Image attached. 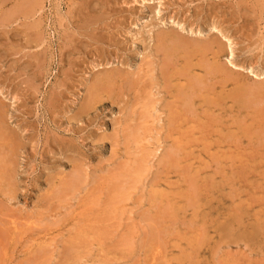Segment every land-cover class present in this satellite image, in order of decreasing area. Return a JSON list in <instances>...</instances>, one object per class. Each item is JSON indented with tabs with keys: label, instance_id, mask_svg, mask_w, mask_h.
<instances>
[{
	"label": "rangeland",
	"instance_id": "rangeland-1",
	"mask_svg": "<svg viewBox=\"0 0 264 264\" xmlns=\"http://www.w3.org/2000/svg\"><path fill=\"white\" fill-rule=\"evenodd\" d=\"M261 80L264 0H0V264H264Z\"/></svg>",
	"mask_w": 264,
	"mask_h": 264
},
{
	"label": "bare ground",
	"instance_id": "bare-ground-1",
	"mask_svg": "<svg viewBox=\"0 0 264 264\" xmlns=\"http://www.w3.org/2000/svg\"><path fill=\"white\" fill-rule=\"evenodd\" d=\"M36 11V10H35ZM182 22H180V27H181V30H184L185 29V25L184 24H181ZM215 26V25H214ZM216 29V28H215ZM221 29V28H220ZM219 29V30H220ZM195 30V29H194ZM223 31V30H222ZM222 31H220L221 33H222ZM170 32V31H169ZM191 33V32H190ZM195 33V32H194ZM225 32H223L222 33V35L224 34ZM162 34V33H161ZM226 34V33H225ZM158 35H160V33L158 34ZM178 36V35H177ZM180 36V35H179ZM224 36H227V34L226 35H224ZM168 37V36H167ZM170 37V36H169ZM180 37H182V36H180ZM174 38V37H173ZM227 38V37H226ZM178 39V37L176 38V40ZM188 39V38H187ZM229 41L231 40L230 38H227ZM175 39H173V41H174ZM176 40L174 41V42H176ZM160 41H161V39H160ZM170 41V40H169ZM168 41V42H169ZM173 41H172V43H173ZM181 41V40H180ZM184 41V40H183ZM176 42V44H175V46L173 45V47H171L172 46V43H171V48H170V50L172 51L173 49H175V51H177L178 49H181V48H186V47H190V49H192L193 51H194V54L196 53V54H201V52L200 51H203V50H206V49H211L212 51H213V49H214V46L212 45V43H208V44H203V45H200L199 43L198 44H195V42H196V40H194L195 42H193L195 45H190V44H187V43H184V42ZM229 41H227V42H229ZM187 42H189V41H187ZM203 42V41H202ZM159 43V42H158ZM166 43V42H165ZM170 44V43H169ZM29 45V44H28ZM162 45H163V43H162ZM37 46V45H36ZM159 47V46H158ZM157 47V48H158ZM162 47H164V45L162 46ZM197 47V49H195ZM167 48V47H166ZM163 49V48H162ZM165 50V49H164ZM208 50H206V51H208ZM175 51H173V52H171L170 53V55H168V57H171L172 58V56L174 57V52ZM166 52V51H165ZM190 52H192L191 50H190ZM189 52V54H191ZM198 52H200V53H198ZM205 52V51H204ZM214 52V51H213ZM209 53V52H208ZM214 55V54H213ZM216 55V54H215ZM220 56V55H219ZM234 56V55H233ZM185 58H187V57H185ZM175 59V58H174ZM199 59V58H198ZM171 61V60H170ZM209 61H210V59H209ZM216 61V60H215ZM178 62V61H177ZM151 63V62H150ZM169 63V62H168ZM173 63V62H172ZM198 63V62H197ZM205 63V62H204ZM207 64V63H206ZM208 65V64H207ZM212 65V64H211ZM203 67V66H202ZM241 67V66H240ZM173 68V67H172ZM210 68L211 69H215V70H219V68H217V67H214V66H210ZM108 69V68H107ZM202 69V68H201ZM209 70V69H208ZM210 71V70H209ZM112 72V71H111ZM119 72V71H118ZM122 73V72H121ZM168 73V72H167ZM208 73V72H207ZM99 74V73H98ZM120 74V73H119ZM136 75V74H135ZM177 75V74H176ZM128 77V76H127ZM126 77V78H127ZM102 78H104V77H102ZM136 78V77H135ZM203 78V77H202ZM206 78V77H205ZM140 79V78H139ZM201 79V78H200ZM102 80V79H101ZM110 80V79H109ZM129 81H131V80H129ZM199 81V80H198ZM201 81V80H200ZM200 81H199V83H200ZM261 81H264V80H261ZM138 82V81H137ZM193 82V81H192ZM95 83V82H94ZM100 83V82H99ZM123 83V82H122ZM129 83V82H128ZM197 83V82H196ZM259 83V82H258ZM263 83V82H262ZM112 84V83H111ZM203 84V83H202ZM261 85H263V84H261ZM192 85H190V88H193V87H191ZM203 86V85H202ZM256 86V85H255ZM94 87H95V85H94ZM124 87V86H123ZM136 87V86H135ZM211 87V86H210ZM250 87V86H249ZM132 88V87H131ZM168 88V87H167ZM187 88V87H186ZM195 89V88H194ZM200 89V88H199ZM205 89V88H204ZM208 89V88H207ZM256 89V88H255ZM192 90V89H191ZM191 90H189V91H191ZM252 90H254V89H252ZM194 91V90H193ZM258 91V90H257ZM261 91V90H260ZM200 92V91H199ZM251 92V91H250ZM99 93V92H98ZM104 93V92H103ZM191 93V92H190ZM212 93V92H211ZM222 93V92H221ZM260 93V92H259ZM97 94V93H96ZM183 94V93H182ZM213 94V93H212ZM249 94H251V93H249ZM257 94V93H256ZM204 95V94H203ZM206 95V94H205ZM216 95V94H215ZM219 95V94H218ZM174 96V95H173ZM191 96V95H190ZM226 96V95H225ZM179 97V96H178ZM186 97V96H185ZM184 97V98H185ZM206 98H207V96H206ZM254 98V97H253ZM99 99V98H98ZM208 99V98H207ZM248 99V98H247ZM210 100H211V98H210ZM239 100V99H238ZM253 100V99H252ZM91 101V100H90ZM216 101V100H215ZM195 102H198V101H195ZM0 109H2V108H0ZM3 111V110H2ZM1 111V112H2ZM0 112V113H1ZM169 114V113H168ZM2 115H0V117H1ZM173 117V116H172ZM200 118V117H199ZM173 119H175V118H173ZM1 120V119H0ZM174 120H172V122H173ZM176 122V121H175ZM175 124V123H174ZM182 125V124H181ZM228 126V125H227ZM235 126V125H234ZM245 127V126H244ZM0 128H1V125H0ZM3 128V127H2ZM5 128V127H4ZM198 129V128H197ZM202 129V128H201ZM4 130V129H3ZM170 130V129H169ZM176 130V129H175ZM1 131V130H0ZM204 132V131H203ZM191 133V132H190ZM195 133V132H194ZM185 135H186V133H184ZM189 134V133H188ZM263 136V135H262ZM7 137V136H6ZM183 137V136H182ZM11 138V137H10ZM12 139V138H11ZM183 139H185V138H183ZM255 139V138H254ZM14 141V140H13ZM191 144H193L192 142H191ZM256 144V143H255ZM229 145V144H228ZM183 146V145H182ZM187 147V146H186ZM260 148V147H259ZM179 149V148H178ZM199 149V148H198ZM0 151H1V149H0ZM224 151V150H223ZM238 152V151H237ZM205 153H206V151H205ZM224 153V152H223ZM256 153V152H255ZM198 154V153H197ZM196 154V155H197ZM254 154V153H253ZM170 155V154H169ZM199 155V154H198ZM240 156V155H239ZM198 157V156H197ZM251 159V158H250ZM197 162V161H196ZM221 162V161H220ZM241 162V161H240ZM192 164V163H191ZM204 164V163H203ZM222 165V164H221ZM224 165V164H223ZM206 166H207V164H206ZM255 167H257V166H255ZM3 168H6V167H3ZM204 169V168H203ZM6 170V169H5ZM9 170V169H8ZM204 171H206V170H204ZM263 171V170H262ZM81 172V171H80ZM203 172V171H202ZM254 172V171H253ZM257 175V174H256ZM258 175H260V173L258 174ZM77 176V175H76ZM257 180V179H256ZM259 181V180H258ZM253 182V181H252ZM182 183V182H181ZM177 185H179V184H177ZM182 186H184V185H182ZM176 187V186H175ZM165 189H166V187H164ZM173 188V187H172ZM162 189V188H161ZM179 189V188H178ZM169 190V189H168ZM172 192V191H171ZM183 192V191H182ZM175 193V192H174ZM244 193V192H243ZM170 194V193H169ZM172 195V194H171ZM170 196V195H169ZM176 196V195H175ZM167 197V196H166ZM173 198V197H172ZM177 198V197H176ZM239 198V197H238ZM170 200V199H169ZM243 200V199H242ZM172 201V200H171ZM178 202V201H177ZM180 202V201H179ZM247 202V201H246ZM252 206V205H251ZM247 206H245V207H243L242 206V208H246ZM255 207H258V206H255ZM260 207V206H259ZM254 208V207H253ZM261 208V207H260ZM252 209V208H251ZM257 209V208H256ZM246 211H247V209H246ZM255 211V210H254ZM262 211V210H261ZM241 214V213H240ZM263 214V212L261 213V215ZM225 215V214H224ZM243 215V214H242ZM259 216V215H258ZM262 217V216H261ZM232 222H233V220H232ZM245 225V224H244ZM243 225V226H244ZM258 225V224H257ZM249 226V225H248ZM224 227V226H223ZM259 227V226H258ZM231 228H232V226H231ZM255 228V227H254ZM228 229V228H227ZM226 229V230H227ZM256 229H257V227H256ZM257 231V230H256ZM25 233V232H24ZM258 233V232H257ZM192 238V237H191ZM194 238V237H193ZM184 244V243H183ZM103 249V248H102ZM41 255V254H40ZM100 261H102V260H100Z\"/></svg>",
	"mask_w": 264,
	"mask_h": 264
}]
</instances>
